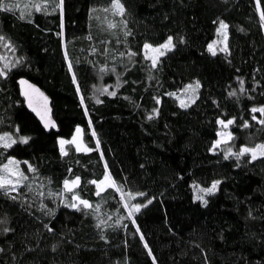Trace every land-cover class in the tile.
Segmentation results:
<instances>
[{
  "label": "trees",
  "instance_id": "obj_1",
  "mask_svg": "<svg viewBox=\"0 0 264 264\" xmlns=\"http://www.w3.org/2000/svg\"><path fill=\"white\" fill-rule=\"evenodd\" d=\"M56 2L5 0L19 7L0 10V136L17 140L0 145V166L14 159L27 177L17 192L0 190V264H264V157L212 150L218 120H234V151L264 143V115L251 111L264 107L256 0H121L123 16L110 0H63L62 16ZM221 21L227 50L218 43L212 55ZM168 37L175 47L152 67L144 44ZM22 78L51 98L57 130L27 110ZM197 82L181 107L178 94ZM78 128L91 151L68 144L62 155L59 140ZM107 174L122 192L96 194L90 181ZM76 177L91 208L63 202ZM216 181L213 194L199 192ZM125 203L147 206L129 218Z\"/></svg>",
  "mask_w": 264,
  "mask_h": 264
},
{
  "label": "snow or ice",
  "instance_id": "obj_2",
  "mask_svg": "<svg viewBox=\"0 0 264 264\" xmlns=\"http://www.w3.org/2000/svg\"><path fill=\"white\" fill-rule=\"evenodd\" d=\"M111 3V11L113 13V15H119V16H123L125 13V8L124 5L121 3V0H110ZM19 5H9L5 3V0H0V10L3 11H11L13 8H18ZM43 7L46 9L47 7V3H45L43 5ZM56 7L60 9L61 12V16L63 15V0H58V2H56ZM35 10L37 12L41 11V6L40 5H36L35 6ZM109 9H105V11H108ZM256 10L260 13V18L261 20H264V10L261 9V4H260V0H256ZM21 18H23V13H21ZM116 25L115 24H109L108 27L109 28H114ZM227 25L224 24L222 21L220 22V26L218 29V32H222V34L225 37V40L227 39V34H226V29H227ZM223 30V31H222ZM128 34V33H126ZM4 37L0 36V41H3ZM144 49H145V57L150 59L152 62V67H156L157 63H158V59L161 56H164L166 54V52L171 51L175 45L173 44V38L172 37H168L167 40L156 47H153L151 44H144ZM221 51H226L227 48L225 46V48L220 49ZM208 51L211 52L212 55H216V51L213 48V45H209L208 46ZM149 53H154L155 55H149ZM136 55L135 53H129V56H134ZM8 65H5V68H7ZM69 69L71 70V64H69ZM103 71V70H102ZM6 73L3 71V69H0V76L5 75ZM75 79V77H74ZM21 84H26V81H21ZM241 84H243V81H241ZM29 88H32L31 85H28ZM200 87L199 82L196 83L195 87L193 88L192 85H189L188 88L193 89V91H195V89H198ZM33 91H38V89H32ZM243 90V89H242ZM106 91V90H105ZM111 95H115V93H110ZM25 95H28L27 92H25ZM42 95V94H41ZM229 95H235V93H229ZM46 99V98H45ZM99 102V101H98ZM159 103V101H157ZM29 106H31V98H30V103ZM181 107H188L187 104H185L183 101H181ZM33 111H35V109H33ZM251 111L253 113L255 112H260L262 115H264V107H260V108H252ZM37 115H40V113L38 112ZM151 119V117H149ZM253 120L256 119L255 116L252 117ZM41 119L44 120L45 117L43 115H41ZM218 124H220L222 127L227 128L229 125L234 123V120H228L227 122H225L224 120H218L217 121ZM259 123L264 124V120H260ZM45 128H49V127H55L54 122H52L51 120H46L45 121ZM244 127H248V123L245 122ZM17 131H19V129H17ZM80 132V129H77V133ZM218 135L221 136L220 140H217L214 142L213 146H212V150H215L217 147H219L221 145L223 141V137L225 135V133L221 132L218 133ZM30 137H20L19 138V142L20 143H24L27 144L29 141ZM228 139H232L231 135H228ZM17 143V140L13 139L11 135H9L8 133H5L4 135L0 136V144H2V146L4 148H11L14 144ZM98 143V142H97ZM66 144H76L77 150H84V151H91V149L88 148H83L81 149V146L79 144H77L76 138L74 137L73 140L71 141H66L61 139L59 141V145H60V152L62 155H67V151L65 150V145ZM245 154H250L251 155V160H256L258 158L264 157V144H258L253 148H248V147H244L241 148L239 150L238 153H233L231 151V149H228V152L225 154V159H228L229 156H235L237 160L240 159L241 156H244ZM24 163H27V161H25ZM10 165H14L15 169L10 168ZM29 167V171H35V169L32 168L31 165L28 166ZM0 172H3L5 175H0V190H4L5 193H7L8 191H17L18 190V185L21 183V180H26L27 177L24 175L23 172L19 171V165L18 162L15 161L14 159H9L7 164L3 165V168L0 169ZM11 176H15L17 177L16 181L13 182L12 179H10L9 177ZM90 183L96 185L97 188V195H100V193L104 190V188L101 187V185H105L106 187H114L115 190L117 192H122V189L120 187H116L115 186V182L111 181L110 177L108 175H106L104 177V180L97 182V181H90ZM220 182L216 181L212 184V186L210 188L207 189H199V192L204 193L205 195H211L213 194L216 189L217 186ZM80 184V178L76 177L74 180H65L64 181V189L67 192H73V189L77 186H79ZM40 195H43V193H40ZM128 199H135V196H133L131 193H128ZM137 195H144L143 193H139ZM13 199H15V197H12ZM198 200H203V196L198 195L196 197ZM73 201H78L79 203H72L70 205H66L68 207H72L75 208L77 211L80 210L79 205H82L84 208H91L92 205L89 204V202L87 200H83L80 199V197L78 195H73L72 197ZM152 201L149 200L148 203L150 204ZM204 203L206 204L207 201L204 200ZM147 205H140V204H134L131 205V207L129 208V205L127 203H125L124 207L125 208H129V218H131L133 216L134 213H138L141 210V207H146ZM133 223H135V220L132 221ZM100 225H98L99 227ZM5 231H8L7 229H5ZM49 231H51V229H49ZM137 231H139V229H137ZM141 239H143V236H141ZM147 244H145V248H147ZM149 255H151V251L149 250ZM154 259V258H153Z\"/></svg>",
  "mask_w": 264,
  "mask_h": 264
},
{
  "label": "rangeland",
  "instance_id": "obj_3",
  "mask_svg": "<svg viewBox=\"0 0 264 264\" xmlns=\"http://www.w3.org/2000/svg\"><path fill=\"white\" fill-rule=\"evenodd\" d=\"M223 31V30H222ZM227 34V33H226ZM219 43V45L221 46V48H224L225 47V45H226V40H225V37H224V35L222 34V32H219V36H218V38H217V41L216 42H213L211 45H213V48H214V50L217 48V44ZM163 44V43H162ZM161 45V44H160ZM153 47H156V46H154V45H152ZM157 46H159V45H157ZM167 53V52H166ZM149 55H155L154 53H149ZM193 86V88L195 87V85H192ZM106 90V91H105ZM196 90V89H195ZM97 91H105V92H109V91H111L110 90V86H105V87H102V88H99ZM194 94H195V91H193V89H190V88H185L184 89V91L182 92V93H179L178 94V97H179V100H180V102L181 101H183L185 104H190L192 101H193V98H194ZM221 126V125H220ZM80 129V132L79 133H77V130L75 131V134H74V136L70 139V140H66V139H63V140H66V141H71V140H73V138L75 137L76 138V141H77V144H79L80 146H81V149H83V148H88L87 146H86V144H85V141H84V136H83V131H82V129L81 128H79ZM221 132H223V133H225V135H224V137H223V141H225V142H222L221 143V145L219 146V147H217L216 149H223L224 150V152H225V154L228 152V149H231V151L233 152V153H238V152H236V151H234L232 148H231V146L229 145V142H230V140L228 139V135L230 134L231 135V132L229 131V126L227 127V128H224V127H222L221 126V129H220V132L219 133H221ZM221 139V136L219 135V138H218V140H220ZM61 140V139H60ZM59 140V141H60ZM262 144H264V143H262ZM1 146H2V144H0ZM67 145L68 144H66L64 147H65V150H66V147H67ZM74 147H75V149L77 150V147H76V144H72ZM242 148H244V147H242ZM248 148H253V147H248ZM78 151V150H77ZM80 152H88V151H84V150H80ZM245 155H248L250 158H251V155L250 154H245ZM8 163V162H7ZM6 163V164H7ZM3 168V166H0V169H2ZM10 168H13V169H15V166L14 165H10ZM20 171V170H19ZM0 175H5L3 172H0ZM109 177H110V179H111V181H113V179L111 178V176L109 175V174H107ZM10 179H12L13 180V182H15L16 181V179H17V177H15V176H11V177H9ZM104 180V179H103ZM23 185V180H21V183L17 186L18 187V190H19V188L21 187ZM78 187L79 186H77V187H75L74 189H73V192H67V191H65V189L63 190V193H62V199H63V202L65 203V204H67V205H70V204H72V203H79L78 201H73V199H72V197H73V195L75 194V195H78L79 197H80V195H79V193H78ZM101 187L102 188H104V190L101 192V193H103L107 188H110V187H106L105 185H101ZM17 190V191H18ZM17 191H10V192H17ZM100 193V194H101ZM80 199H82L81 197H80ZM84 200V199H83ZM90 204V203H89ZM80 206H82V205H79V207Z\"/></svg>",
  "mask_w": 264,
  "mask_h": 264
},
{
  "label": "water",
  "instance_id": "obj_4",
  "mask_svg": "<svg viewBox=\"0 0 264 264\" xmlns=\"http://www.w3.org/2000/svg\"><path fill=\"white\" fill-rule=\"evenodd\" d=\"M22 80L26 81L27 83L21 84L20 82ZM18 84H19L21 97L25 102L27 110L34 115V117L38 120V122L47 132H50L52 130H57V125L53 117L52 100L46 94V92H44L37 84L25 78L20 79ZM28 85H31L32 88H29ZM32 89H38V91H33ZM25 92H27L28 95H25ZM30 98H31V106H29ZM33 109H35V111H33ZM38 112L40 113V115H37ZM41 115L45 117L44 120L41 119ZM46 120H51L52 122H54L55 127L45 128L44 125Z\"/></svg>",
  "mask_w": 264,
  "mask_h": 264
}]
</instances>
